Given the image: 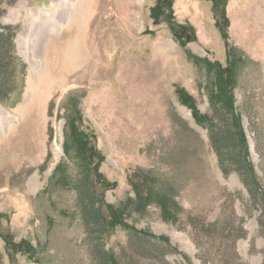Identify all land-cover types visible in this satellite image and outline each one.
Returning <instances> with one entry per match:
<instances>
[{"label": "rangeland", "instance_id": "1", "mask_svg": "<svg viewBox=\"0 0 264 264\" xmlns=\"http://www.w3.org/2000/svg\"><path fill=\"white\" fill-rule=\"evenodd\" d=\"M183 1L0 0L21 85L0 104L19 107L0 117V264H107L114 253L117 264H203L207 251L208 264H264V0H238L229 18L228 0H205L215 26L203 0ZM235 13L246 53L229 37ZM211 137L247 149L262 195L237 164L221 170ZM82 189L104 213L124 211L103 240L86 228ZM215 223L210 239L202 230ZM130 228L172 248L130 240Z\"/></svg>", "mask_w": 264, "mask_h": 264}, {"label": "trees", "instance_id": "2", "mask_svg": "<svg viewBox=\"0 0 264 264\" xmlns=\"http://www.w3.org/2000/svg\"><path fill=\"white\" fill-rule=\"evenodd\" d=\"M227 3V1H226ZM226 6V4H225ZM225 12V8H224ZM2 14L0 13V18ZM222 20H224L226 23L228 19L225 17V13L223 14ZM229 27V21L228 24H226ZM217 27L222 31L223 40L225 41V44L228 43V34L227 31L223 30L222 23L220 20L217 21ZM17 36V31L12 26H5L0 23V104L2 106H8L10 103V99L13 95L17 94L21 90L20 80L18 78V71L20 70V61L18 56L15 52V44L14 40ZM210 62L208 59H204ZM212 63V62H211ZM216 64V63H213ZM218 72H219V79H228L227 76L228 73H231L230 69H222L219 65ZM221 77V78H220ZM235 122V121H234ZM236 123V122H235ZM242 133V134H241ZM239 135L243 140V143L246 145V138L244 135V132L242 130H239ZM212 146L214 147V150L216 151V154L219 159L220 168L224 173H229L233 170V167H235L234 164H237V169L235 171L241 178L242 184L247 188L249 194L252 197L262 195V191H258V182L254 175L253 167L250 164H247V149L244 147L240 153H237V156L229 151V149H221L219 146H217V142H214L213 138L211 137ZM236 157V158H235ZM235 160V162H234ZM242 161V163H241ZM246 176H250L251 181H248L246 179ZM91 193V192H90ZM81 194L84 202V211H85V225L86 228L92 229V228H102L103 232H101V239L106 238V230L107 225L109 227L117 226L120 224V216L123 215L124 211L122 209H113L109 207V210L107 209V212L104 213L103 206H101V203H99L96 199L97 196H95L93 193L89 196L87 191L81 190ZM88 194V195H87ZM264 197V195H263ZM256 198V197H255ZM215 226L211 225L209 229L203 228L202 232L203 234L213 239L214 235L216 234L217 225L219 223H215ZM129 231V230H128ZM130 240L138 239L141 241H144L146 243V246L148 248L153 249H166V248H172L171 243L160 237H156L151 233L145 232V231H139L135 228H130ZM206 257H204L203 264H208L207 260L209 262L210 256L212 254L210 251L206 252ZM213 261V256L211 257ZM216 260H218V257H215ZM155 260V259H151ZM166 261V259H165ZM218 262V263H216ZM107 264H117V257L114 254H110ZM178 264H194L192 259L189 256H182V259ZM214 264H219V261H215Z\"/></svg>", "mask_w": 264, "mask_h": 264}, {"label": "crops", "instance_id": "3", "mask_svg": "<svg viewBox=\"0 0 264 264\" xmlns=\"http://www.w3.org/2000/svg\"><path fill=\"white\" fill-rule=\"evenodd\" d=\"M193 2V3H192ZM191 2V0H187V1H183V3H187V5H190L191 3H192V5H194V4H196L194 1H192ZM204 4H205V9H207L208 11H209V17L211 16V20H210V23L211 24H213V26H215V21H214V17H213V13H212V4H210L211 2H208V1H205V0H203L202 1ZM236 2H238V0H228V2H227V5H226V10H227V14H228V18H229V16H230V12L232 11H230V9H233L232 7H233V4H236ZM180 3H181V1H180ZM174 4L176 5L177 4V0H174ZM188 10H189V7H188ZM256 11V15L258 14V11H259V9H257V10H255ZM211 12V13H210ZM233 12V11H232ZM234 13V12H233ZM261 18H262V21L264 20V12L262 13V15H261ZM231 22V21H230ZM238 23H239V21L237 22V14L235 13V20H232V24H231V26H230V28H229V37H232L233 38V40H234V44L236 45V47L237 48H239L240 50H242L243 52H245L246 53V48H245V45H244V42H243V38L239 41V36H240V31H239V29H238ZM258 25H260V22L258 23ZM235 27H237V33L236 34H234V31H233V28H234V30H235ZM207 28H209V27H207ZM217 29V28H216ZM204 31V32H203ZM203 31H201L199 34H198V38L200 39V37H201V35L203 36V40L205 39L206 40V42H207V44H204L203 42V44H204V46L206 47V48H210L211 46H209L208 45V43L210 42V35H208V31H207V29L205 30V29H203ZM219 31V30H218ZM210 32V31H209ZM205 33H207V37L205 36ZM222 38V37H221ZM222 40H223V38H222ZM223 42H224V46L226 47V44H225V41L223 40ZM212 48H210V50H211ZM212 51V50H211ZM225 53H227L226 52V49H225V51H224ZM2 108V107H1ZM19 109V107L17 108V109H15V112L16 113H14L13 111L12 112H9V113H7V114H3L1 111H0V117H3L4 116V118H6L7 117V115L8 116H10V117H12V116H14L15 117V115L17 114V110ZM14 125V124H13ZM7 126H11L12 127V124H11V122L9 123V124H7ZM16 126V125H15ZM17 128H18V126H16ZM8 128H10V127H7V129ZM16 129V128H15ZM12 134V133H11Z\"/></svg>", "mask_w": 264, "mask_h": 264}]
</instances>
